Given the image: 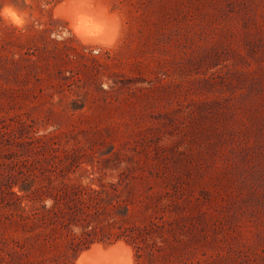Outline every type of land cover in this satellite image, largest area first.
I'll return each instance as SVG.
<instances>
[{
	"label": "rangeland",
	"instance_id": "obj_1",
	"mask_svg": "<svg viewBox=\"0 0 264 264\" xmlns=\"http://www.w3.org/2000/svg\"><path fill=\"white\" fill-rule=\"evenodd\" d=\"M61 1L0 0V264H80L84 201L133 264H264V0H92L109 46Z\"/></svg>",
	"mask_w": 264,
	"mask_h": 264
},
{
	"label": "bare ground",
	"instance_id": "obj_2",
	"mask_svg": "<svg viewBox=\"0 0 264 264\" xmlns=\"http://www.w3.org/2000/svg\"><path fill=\"white\" fill-rule=\"evenodd\" d=\"M76 1H61L56 5L55 12L70 21V25L74 28L78 37L85 43L111 45L114 42V37L109 36V32L108 36H105V27L107 20L112 21L116 18L115 15L110 14L105 5H94L92 0H88L92 1V3H87L83 0L87 3L85 12L78 11L80 7H77V11H74V5L78 4ZM2 10L4 14L13 18L11 8L4 7ZM112 17L114 18L112 19ZM111 27L108 29L109 31L114 28ZM112 34L115 35L114 33ZM77 262L80 264H133L132 247L123 240H118L111 244L94 242L88 249L81 252Z\"/></svg>",
	"mask_w": 264,
	"mask_h": 264
},
{
	"label": "trees",
	"instance_id": "obj_3",
	"mask_svg": "<svg viewBox=\"0 0 264 264\" xmlns=\"http://www.w3.org/2000/svg\"><path fill=\"white\" fill-rule=\"evenodd\" d=\"M47 4H53L60 0H44ZM81 210L78 212L70 211L68 214L63 213V225L65 226H80L82 227V232L80 234H74L73 238L75 239L74 242V252L77 253L82 248L88 247L91 243L96 241L101 242H112L119 238L128 237L133 242L136 243V256H140V249L142 248L139 246V241L141 239V235L133 232L131 229L127 230H120L116 231L111 228L113 222L109 221L107 223L95 222L94 218L92 217V212L89 209L88 205H85V201L83 202V206L80 208ZM39 215V214H38ZM37 215V218H38ZM29 217V215H28ZM107 224V225H106ZM128 240V239H126Z\"/></svg>",
	"mask_w": 264,
	"mask_h": 264
},
{
	"label": "water",
	"instance_id": "obj_4",
	"mask_svg": "<svg viewBox=\"0 0 264 264\" xmlns=\"http://www.w3.org/2000/svg\"><path fill=\"white\" fill-rule=\"evenodd\" d=\"M114 242H115V241H114ZM114 242H113V243H114ZM91 244H92V243H91ZM91 244H90L88 247H86V248L82 249L81 251H79L77 257L81 254V252H82L83 250L88 249V248L91 246Z\"/></svg>",
	"mask_w": 264,
	"mask_h": 264
}]
</instances>
